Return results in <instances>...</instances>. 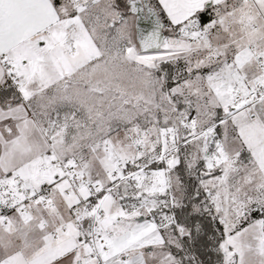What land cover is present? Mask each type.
Returning a JSON list of instances; mask_svg holds the SVG:
<instances>
[{
    "label": "snow or ice",
    "instance_id": "snow-or-ice-1",
    "mask_svg": "<svg viewBox=\"0 0 264 264\" xmlns=\"http://www.w3.org/2000/svg\"><path fill=\"white\" fill-rule=\"evenodd\" d=\"M0 264H264V0H0Z\"/></svg>",
    "mask_w": 264,
    "mask_h": 264
}]
</instances>
